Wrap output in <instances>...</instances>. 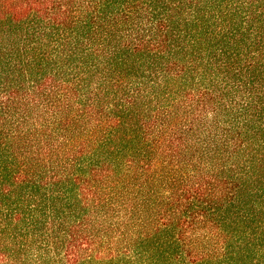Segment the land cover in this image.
<instances>
[{"label":"trees","instance_id":"trees-1","mask_svg":"<svg viewBox=\"0 0 264 264\" xmlns=\"http://www.w3.org/2000/svg\"><path fill=\"white\" fill-rule=\"evenodd\" d=\"M0 264H264V0H0Z\"/></svg>","mask_w":264,"mask_h":264}]
</instances>
